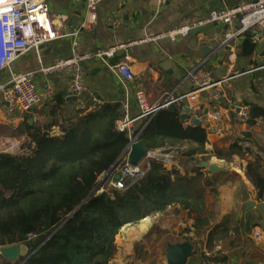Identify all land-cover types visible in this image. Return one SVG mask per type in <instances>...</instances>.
Instances as JSON below:
<instances>
[{"label": "crops", "instance_id": "0c3cea01", "mask_svg": "<svg viewBox=\"0 0 264 264\" xmlns=\"http://www.w3.org/2000/svg\"><path fill=\"white\" fill-rule=\"evenodd\" d=\"M252 0H168L160 5L158 0H105L98 10V22L93 31L79 37L82 54H94L111 47H121L112 65L127 62L135 79L124 89L108 67L99 59L91 58L83 63L84 84L91 94L87 100L90 109L121 105L125 118L134 120L132 132L139 130L145 118L138 102L143 94L148 108H156L170 99H179L178 107L190 108L192 118L203 122L207 130V156L193 160L182 157L189 144L174 146L180 153L175 167L181 175L191 174L199 169L211 180L212 187L206 191V207L210 223L204 229L196 230L195 216L179 207L170 208L171 215L164 218L156 214L137 224L154 219L163 231L166 245L189 242L194 253L187 264H201L202 258L222 261L225 264H264V194L259 197L253 180L247 174L249 163L260 160L264 176V35L252 38L254 50L245 52L246 36L225 42L226 26L208 24L192 31L187 38L175 42L168 39L147 41L173 28L197 23L207 18L211 11L233 8ZM53 23L63 32L69 33L80 27L86 15V5L78 0H47ZM118 13L121 23L118 28L108 25L107 18ZM73 38L66 37L43 46L39 54L31 51L15 63L16 73L38 72L52 66L71 54ZM0 34V57L2 55ZM207 62L215 80L229 79L224 88L227 100L219 105L221 119L218 122L208 118L215 104L207 93H193L194 86L188 80L189 74L201 62ZM10 74L0 70V84H7ZM46 80L55 84V94L66 96L69 82L67 73L46 77L37 74L35 83L40 92ZM68 96H66L67 101ZM65 114L76 109V102H67ZM90 104V105H88ZM240 107L256 108L254 117L247 124L236 121ZM218 109V106L216 107ZM49 107L45 104L29 113H11L0 94V154H13V146L24 154L29 139L21 133L25 120L28 124H46L49 121ZM182 114V113H181ZM123 119V120H124ZM191 121L185 123V126ZM54 136H61L54 128ZM243 134H249L245 137ZM238 150L232 153V148ZM170 148V147H168ZM182 148V149H181ZM215 151L228 155L229 159H218ZM230 154V155H229ZM187 161L184 166L181 162ZM202 161H214L230 170L228 174H210L199 168ZM189 166V169H188ZM171 169V168H168ZM137 224L127 225V230ZM166 254V252H165ZM0 254V264H9Z\"/></svg>", "mask_w": 264, "mask_h": 264}, {"label": "trees", "instance_id": "16d2710c", "mask_svg": "<svg viewBox=\"0 0 264 264\" xmlns=\"http://www.w3.org/2000/svg\"><path fill=\"white\" fill-rule=\"evenodd\" d=\"M245 36L243 47L250 53L253 37ZM67 104L65 95L55 94L45 103L46 124L29 125L25 120L21 131L29 139L25 153L0 154V248L24 245L28 251L16 264H109L125 226L173 207L194 215L196 230L209 225L206 191L213 184L199 169L183 176L176 168L154 164L126 191L105 187L99 193L102 176L107 182L115 179L131 136L148 151L187 143L182 157L208 155L207 130L185 126L182 107L174 113L160 110L130 135L117 128L125 118L119 104L81 111L76 103L75 111L65 114ZM255 111H250L251 120ZM54 128L62 135H52ZM238 149L234 146L231 154ZM214 155L229 159L219 151ZM247 174L262 198L260 160L248 164Z\"/></svg>", "mask_w": 264, "mask_h": 264}, {"label": "built area", "instance_id": "2783aa9c", "mask_svg": "<svg viewBox=\"0 0 264 264\" xmlns=\"http://www.w3.org/2000/svg\"><path fill=\"white\" fill-rule=\"evenodd\" d=\"M86 5V15L80 27L69 33L63 32L51 19L50 7L47 0H0V34L2 38V55L0 57V70H7L10 80L7 84H0V94L11 113H29L36 107L45 104L55 95V84L46 80L44 89L40 92L35 83L37 74L46 77L54 74L67 73L69 82L66 96L75 97L78 108L81 111L87 110V100L91 99L84 84L83 63L91 58L101 60L108 69L118 77L122 87L127 89L128 84L133 82L135 75L127 62L112 65L110 63L116 57L120 47H111L100 50L94 54H82L79 51V37L82 33L93 31L98 22L99 7L105 0H78ZM168 0H158L164 5ZM180 1V0H174ZM107 23L113 28L120 26L121 20L118 13H113L107 18ZM218 23L227 27L225 42H230L240 35L246 33L256 37L264 35V0H252L242 3L233 8H223L211 11L209 16L201 22L186 24L173 28L158 36H153L147 41L168 39L175 42L179 38H187L192 31L200 29L208 24ZM66 37L73 38L71 54L53 64L52 66L40 69L38 72L16 73L13 67L24 55L34 51L39 54L40 49L55 41ZM188 80L193 84L194 90L191 95L207 93L209 99L215 104V109L208 114L214 122L221 119L219 105L227 100V93L224 88L229 79L217 81L207 67V62H201L189 74ZM138 102L143 110L142 117L145 120L156 114L155 108H148L143 94H139ZM218 106V109L216 108ZM250 109L240 107L236 111V121L243 125L250 120ZM134 120L126 118L117 123L121 132H128L132 135ZM138 137L131 136V144H136ZM129 145V146H130ZM13 154H18L14 146ZM180 159L177 149L168 147L148 151L146 158L136 167H132L127 157H123L121 165L117 169L116 176L119 180L113 179L111 187L118 191H126L137 180L145 177L153 168L154 164L165 168L175 167ZM201 264H225L222 261L202 258Z\"/></svg>", "mask_w": 264, "mask_h": 264}, {"label": "rangeland", "instance_id": "374dc122", "mask_svg": "<svg viewBox=\"0 0 264 264\" xmlns=\"http://www.w3.org/2000/svg\"><path fill=\"white\" fill-rule=\"evenodd\" d=\"M182 152L181 150L180 155ZM181 163L184 166L188 165L186 160ZM112 180L107 182L106 177L102 176L99 179V193H102L105 187L112 189ZM171 213L172 211L168 209L162 215L167 218ZM158 227V225H154V219H148L146 224H137L128 230L126 229L128 227L125 226L116 238V250H114L109 264H166L167 245L162 238L163 231L161 232Z\"/></svg>", "mask_w": 264, "mask_h": 264}, {"label": "water", "instance_id": "95a60500", "mask_svg": "<svg viewBox=\"0 0 264 264\" xmlns=\"http://www.w3.org/2000/svg\"><path fill=\"white\" fill-rule=\"evenodd\" d=\"M227 30V27L225 28ZM192 33V32H191ZM195 90H198L197 87L194 88ZM179 99H170L166 102H164L159 107H156L155 109L157 112H159L162 109H166L169 112H175L177 107V102ZM67 102L69 103H75L76 98L75 97H68ZM190 108L187 106H184L182 109V114L180 116L181 122L185 124L188 121H191V124L193 126L199 127L203 125V122L198 120L197 118H192L190 115ZM245 137H247L249 134H243ZM148 150L143 146L141 142H137L136 144H131L128 149L125 152V157H127L129 164L132 167L138 166L147 156ZM119 162L113 167L111 172L117 168ZM199 168L206 170L211 177H215L218 174L224 173L229 174L230 170L224 166H220L216 164L214 161H202L198 164ZM116 180H119V176L115 177ZM27 248L24 245H13L9 247H2L0 248V254L1 256L12 263H18L19 260L23 257L27 256ZM194 253V247L189 242H184L182 244H176L167 245L166 249V264H187L188 260L192 257ZM21 264H24L22 262Z\"/></svg>", "mask_w": 264, "mask_h": 264}]
</instances>
